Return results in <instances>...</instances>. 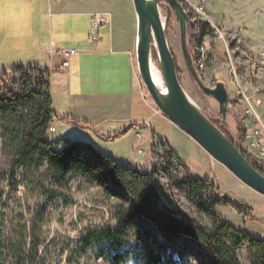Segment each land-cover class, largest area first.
<instances>
[{
	"label": "rangeland",
	"instance_id": "rangeland-1",
	"mask_svg": "<svg viewBox=\"0 0 264 264\" xmlns=\"http://www.w3.org/2000/svg\"><path fill=\"white\" fill-rule=\"evenodd\" d=\"M126 1L135 26L137 16L133 1ZM180 1L194 21L208 22L215 29V33L203 41L206 46L203 67L195 58L197 49L194 50L191 44L193 27H189L187 41L204 84L211 88L218 82L226 84L229 92L226 117L220 113L218 101L204 92L190 73L181 47L179 19L167 0H162L160 10L167 42L176 61L181 85L191 101L207 117L220 124L241 147L239 126L244 122L249 103L244 94L264 120V63L258 60V53L264 51V0ZM135 35L137 37V29ZM133 62L142 91L153 101L139 73L136 45ZM151 64L161 74L162 86H166L155 44L152 46ZM58 98L63 99L59 95ZM121 129L119 125H105L101 127L100 134L95 135L91 129L71 131L62 127L55 133L49 131L48 140L69 138L90 143L119 164L129 162L143 172L156 168L158 175L153 184L158 193L157 207L179 215L184 213L209 227L212 222L206 199L210 190L216 188L218 195L231 199L227 205L216 208L223 218L251 236L264 239V195L239 180L180 128L179 132L169 135L170 144L154 132L136 136L130 132L113 141L106 138ZM2 147L0 137V175L8 172L12 163ZM171 151L180 160H167L165 154ZM187 170L192 177L204 183L203 193L191 188L186 178ZM15 181L16 185L9 180L0 184L3 264H112L103 230L107 225L116 224L114 212L120 198L115 194L124 193L120 187L112 183L101 186L74 174L55 177L46 166L21 169ZM127 200L135 214V225L129 231L126 245L133 243V235L140 228L150 230L157 241L166 244L165 235L137 212L128 195ZM93 232L102 236L84 251V240ZM167 248L176 260L180 251L189 249L190 254L180 260V264H214L205 245L185 235L176 238ZM36 252L37 257L33 261L32 254ZM239 257L242 264H251L247 244L239 251Z\"/></svg>",
	"mask_w": 264,
	"mask_h": 264
},
{
	"label": "trees",
	"instance_id": "trees-1",
	"mask_svg": "<svg viewBox=\"0 0 264 264\" xmlns=\"http://www.w3.org/2000/svg\"><path fill=\"white\" fill-rule=\"evenodd\" d=\"M215 33L214 27L205 21H194L191 44L194 50L207 36ZM198 57V55H197ZM195 57V58H197ZM53 101L50 74L40 67L15 66L0 76V137L3 151L11 158L8 172L0 175V184L9 180L15 185L21 169L46 166L55 177L80 175L87 182L101 186L112 183L124 193H117L120 201L115 207L116 224L107 225L103 232L109 243V257L112 264H180L189 253L188 248L179 252L176 260L167 246L176 238L185 235L205 245L214 264H242L239 251L247 244L251 264H264V239L253 237L243 229H238L226 221L217 211V206L227 205L231 199L218 195L216 188L207 195L212 226L209 227L194 217L157 207L158 193L153 180L158 175L156 168L143 172L132 163H117L90 143L67 138L48 140V132L53 125ZM65 122L88 126L86 121L73 116L63 117ZM223 132L220 124L212 120ZM243 137V124L239 126ZM125 131L108 136L110 141L123 136ZM228 135V134H227ZM229 136V135H228ZM230 137V136H229ZM231 138V137H230ZM250 163L264 174L231 138ZM57 149L58 147H62ZM166 159L180 158L173 152L165 154ZM188 171V170H187ZM191 188L204 192V183L187 173ZM115 192V190H112ZM127 195L135 203L137 212L151 221L165 235L166 244L157 241L150 230L138 229L133 235V243L128 242L129 231L135 225V214L128 206ZM0 193V204L2 203ZM101 233H90L84 240V251L89 250ZM130 242V241H129ZM1 244V243H0ZM0 249V264L5 262ZM33 261L37 252L32 254ZM24 262V261H23Z\"/></svg>",
	"mask_w": 264,
	"mask_h": 264
},
{
	"label": "crops",
	"instance_id": "crops-1",
	"mask_svg": "<svg viewBox=\"0 0 264 264\" xmlns=\"http://www.w3.org/2000/svg\"><path fill=\"white\" fill-rule=\"evenodd\" d=\"M124 1L0 0V72L15 66L49 71L53 133L63 127L99 135L101 127L119 125L121 137L154 132L170 144L169 135L180 129L139 85L133 62L137 24ZM94 13L109 15L96 43L90 41ZM66 49L80 53L63 68L57 52ZM66 116L88 126L65 122Z\"/></svg>",
	"mask_w": 264,
	"mask_h": 264
},
{
	"label": "water",
	"instance_id": "water-1",
	"mask_svg": "<svg viewBox=\"0 0 264 264\" xmlns=\"http://www.w3.org/2000/svg\"><path fill=\"white\" fill-rule=\"evenodd\" d=\"M137 16L136 56L142 81L161 112L177 127L196 141L216 161L224 165L247 186L264 195V174L257 170L235 145L232 139L207 117L188 97L181 85L176 61L168 45L160 4L162 0H132ZM180 23V41L190 73L199 87L219 103L226 117L229 92L224 82L214 88L206 86L196 69L188 48V30L194 19L180 0H167ZM155 44L160 57L167 93L156 86L151 74V52Z\"/></svg>",
	"mask_w": 264,
	"mask_h": 264
},
{
	"label": "built area",
	"instance_id": "built-area-1",
	"mask_svg": "<svg viewBox=\"0 0 264 264\" xmlns=\"http://www.w3.org/2000/svg\"><path fill=\"white\" fill-rule=\"evenodd\" d=\"M109 15L103 13H94L91 16L92 32L90 41L96 43L100 40L102 28L109 22ZM206 46L204 42L197 47L198 62L200 67H203L204 54ZM80 53L78 49H66L57 52L61 58V66L68 68L70 66V59ZM258 60L264 63V51L258 53ZM244 94V93H243ZM248 100V107L244 113V134L241 140V148L244 153L257 164L264 171V120L259 113L254 109L249 98L244 94ZM54 127H50V131H54Z\"/></svg>",
	"mask_w": 264,
	"mask_h": 264
},
{
	"label": "bare ground",
	"instance_id": "bare-ground-1",
	"mask_svg": "<svg viewBox=\"0 0 264 264\" xmlns=\"http://www.w3.org/2000/svg\"><path fill=\"white\" fill-rule=\"evenodd\" d=\"M137 40V39H136ZM151 74H152V79L155 82L156 86L162 91L163 94L167 93V87L162 86V77L159 71L154 67V65L151 64ZM53 127V126H51ZM50 131V129H49ZM53 132V131H51Z\"/></svg>",
	"mask_w": 264,
	"mask_h": 264
}]
</instances>
